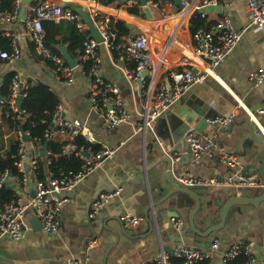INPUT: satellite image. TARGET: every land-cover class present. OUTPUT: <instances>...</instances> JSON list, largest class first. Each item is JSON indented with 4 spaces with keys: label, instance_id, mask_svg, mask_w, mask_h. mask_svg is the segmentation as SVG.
<instances>
[{
    "label": "crops",
    "instance_id": "crops-1",
    "mask_svg": "<svg viewBox=\"0 0 264 264\" xmlns=\"http://www.w3.org/2000/svg\"><path fill=\"white\" fill-rule=\"evenodd\" d=\"M46 1L63 5L64 0ZM71 1L73 2H67L65 7L71 6L76 10L77 7L84 6L81 0ZM214 4L223 5V12L205 14L208 20L220 22L228 18L230 27L235 30L249 23L247 0H217ZM100 6L112 17L134 24V33L150 32L149 39L154 54L160 57L164 53L161 80L167 81L170 72L182 71L186 67L194 66L193 69L198 70L195 68L197 61L190 47L189 22L182 21L178 15L181 5L176 0L166 1L162 10L152 9L153 19H149L134 0H122L115 7ZM138 8L140 13L142 10L143 16L130 12ZM87 11L92 18L91 9L87 8ZM24 26L21 19L10 24L0 23V31L10 40L16 41L21 52L20 59L15 62L0 59V78L13 72L26 79L32 87L39 84L48 86L60 98V120L82 121L93 134L95 144L103 149H114L116 153L114 158L104 160L74 191L64 195L67 202L60 212V231L57 235L45 232L41 222L40 228L35 223L33 212L28 211L21 240L0 237V264H68L70 261L78 264H148L163 252L171 253L165 251L166 248L174 251L179 247L178 237L183 238V245L208 249L212 242L205 241L197 245L195 241H204L203 238L196 235L186 237L180 231L182 225L188 226V217L196 208V202L192 196L183 193L173 194L166 199L174 187L163 177L167 164L162 159L168 156L169 149L175 145L174 161L182 163L175 165L172 181L182 172L198 178H212L226 176L229 170L215 159L200 163L190 160L187 163L185 157L189 144L186 134L183 147L169 141L173 136L169 119L173 114L184 116L188 112L189 101L196 104L202 99L206 102L204 106L212 104L215 107L224 101L228 106L234 107L232 113L236 116L233 123L225 128L210 124L203 134L214 135L226 151L237 155L242 171L251 165L262 164L264 143L252 139L245 121L250 108L264 101V86L254 88L249 81V75L264 65V33L253 29L242 39L233 54L210 72L203 83L193 85L180 103L170 108L154 123V129L142 133L137 131L145 100L141 83L125 73L126 69H135L129 68L134 63L127 62L126 56L114 55L105 43L98 46L96 55L101 60V74L106 81L119 88L130 114L128 123L109 129L102 118L91 109V79L77 69L73 85L61 80L36 48L35 52L31 50L33 44L24 36ZM176 36L179 39L178 44L175 42ZM59 38L62 39L63 36ZM178 45V48L171 47ZM252 120L264 138V111H259L257 119L253 115ZM198 121L199 119H195L189 123L195 125ZM14 136L13 131L0 121V152L8 148ZM65 138L61 136L60 141ZM28 149V153L33 154V149ZM36 151L37 155H41L44 147H38ZM247 173L251 178L261 180L258 174L252 175L256 173L255 169L251 168ZM115 191L119 195L104 201L96 215L90 217L92 207L100 194ZM16 192L23 199L31 197L30 189L18 188ZM198 193L203 194L200 197L202 207L195 222L199 229H207L219 222V208L212 204L213 198L206 195V190ZM238 195L256 196L251 191H243ZM233 209L228 227L215 233L216 239H220L223 246L213 252L212 264H223L227 247L239 239L250 243L258 264H264V202L258 207L236 205ZM125 213L142 216L143 220L137 228L128 229L122 222ZM180 219L182 222L178 226ZM105 225L116 231L117 235L105 229Z\"/></svg>",
    "mask_w": 264,
    "mask_h": 264
},
{
    "label": "built area",
    "instance_id": "built-area-1",
    "mask_svg": "<svg viewBox=\"0 0 264 264\" xmlns=\"http://www.w3.org/2000/svg\"><path fill=\"white\" fill-rule=\"evenodd\" d=\"M81 1L86 9H91L92 18H97L101 13L107 14L96 0ZM67 2L73 1L64 0L63 4L66 5ZM215 2L217 0H180L182 8L178 15L182 21L189 22L191 18L197 16H193L194 11L207 5H215ZM65 5L40 0L37 6H31V3L26 6L25 20H23L25 25L24 36L35 46L38 54L53 65L55 73L68 85L74 84L77 69L91 79L89 93L91 109L102 118L109 129H116L129 122L130 114L127 111L119 88L106 81L101 74V60L96 55L100 44L91 38L86 40L84 43V55L81 59L78 58L79 63L75 67L71 66L60 53L53 51L45 44L46 33L43 28V22L45 21H54L56 23L64 21L74 22L80 32L89 31V26L85 23L80 13L73 7H65ZM162 5V2L153 3L147 1V6L151 9L162 10ZM247 5L250 12V21L241 29L235 30L231 28L229 19L224 18L211 28L199 29L194 35H191L190 47L193 50V57L197 61L195 68L198 69V73H195L194 66H190L182 71L170 72L167 76V81L161 80L164 53L160 57H156L149 39L150 32L132 33L124 37V43L117 48L124 50L127 62L135 64L134 70L126 69V76L141 83L142 93L145 98L141 111L142 120L137 126L138 132L147 133L149 130L154 129V123L163 117L170 108L180 103L193 85L203 83L206 77L210 75V72L232 55L242 39L249 35L253 29L264 33V0H247ZM21 7L22 0H16L12 11H5L1 7L0 0V23L10 24L20 21L19 13ZM163 14L165 15L164 10ZM107 15L106 17L102 16L98 22L94 21V18L92 20L104 37L103 43L111 48L113 47L112 41L116 37V33H109L110 17L112 16ZM113 18L115 21L119 20L118 17ZM128 23L132 24L131 22ZM11 41L12 50L10 52L0 51V59L15 62L20 59L21 52L16 41ZM167 45L169 44L167 43ZM203 57L209 59L211 63H207ZM81 61H90L89 68L86 69L85 64ZM146 70L148 71V76L144 77L143 73ZM249 81L254 88L264 86V65L260 70L249 75ZM24 88L30 89L32 86L20 75H15L11 85L10 105L11 109L18 114V119L25 120L29 115H25V112L17 106L18 96L22 95L24 98L26 95L22 92ZM61 114L62 108L59 105L54 114V120L58 122L57 124L63 130L55 134L66 137L65 140L68 144L64 147L63 154L66 156L75 155L82 159L84 161L83 168L79 172L62 173L58 178L50 174L47 183L36 182L32 171L37 169V161L33 160L32 157L29 158L28 143L25 141V138H29V135L21 130L15 132L16 138L21 142L20 159L17 162L21 175L14 178L8 172L2 174L0 176V187L4 184L14 183L18 188L31 190V181L34 180L36 187L35 196L28 199H23L22 196H19L6 209H0V237L15 241L21 240L24 235V221L28 211L33 212L35 218L41 222L45 232L50 235H57L60 231V212L63 205L67 202V198L64 195L74 191L81 182L99 168L104 160L115 156L116 150L111 148H104L99 153L79 148L75 143L76 138L83 136L86 140L94 142L93 134L87 129L85 123L80 120H60ZM235 116L233 113L228 117L218 116L210 120L209 124L225 128L233 123ZM189 125L185 138L191 149V160L194 163H200L204 160L215 159L228 168L229 174L222 177L198 178L187 172H182L175 177L176 183L185 187H203L205 189L229 188L234 190L237 195L247 189L264 188L261 180L247 177L243 173L239 157L226 151L217 142L214 135L198 133L195 125ZM55 134L54 132H48L46 137L52 138ZM47 155L53 156V153L47 150ZM25 164L30 167L29 173L25 170ZM50 164L51 161L48 160L47 165ZM56 194L60 195V197H57ZM118 195V191L101 193L92 207L90 217L93 218L96 215L104 201L113 199ZM142 220V216L131 213H125L122 217L123 225L128 229L137 228ZM181 222L182 219L178 221L177 225L179 226ZM222 246L223 243L220 239H215L206 250L182 245L171 253L163 252L154 257L150 263L171 264V259L177 258L183 260V264H198L203 260H207L209 264H212L213 252L219 250ZM241 254L247 258L245 264H258L250 243L242 239L236 240L227 247L223 256V264H232ZM68 264L78 263L70 261Z\"/></svg>",
    "mask_w": 264,
    "mask_h": 264
},
{
    "label": "trees",
    "instance_id": "trees-1",
    "mask_svg": "<svg viewBox=\"0 0 264 264\" xmlns=\"http://www.w3.org/2000/svg\"><path fill=\"white\" fill-rule=\"evenodd\" d=\"M100 5L105 7L118 6L122 0H96ZM153 3H161L163 0H147ZM172 2L173 0H165ZM16 0H1V7L5 11H12L15 7ZM40 0H32L31 6H37ZM130 12L140 15V9H132ZM144 14H142L143 16ZM102 18V14L97 17V22ZM109 33H116V37L113 39V47H111L114 55L125 56V52L122 48L117 47L124 43V37L134 33L130 30L128 24L124 20H117L110 17ZM218 22H212L208 20L206 15H197L190 19L189 30L191 35H194L199 29H209L216 25ZM43 28L46 33L45 44L53 51L58 52L56 48L59 45H66L69 53L74 58H79L84 55V43L90 39V31L80 32L77 25L74 22H59L45 21L43 22ZM59 36H63L62 39ZM12 50V41L9 37L0 31V51L10 52ZM31 50L35 52V47L31 45ZM121 54V55H120ZM47 62V61H45ZM83 62V61H81ZM49 66L53 65L47 62ZM85 68L88 69L90 61L83 62ZM130 69L135 68V64L129 66ZM54 69V68H53ZM16 74H6L0 84V121L4 122L12 131L15 132L21 130L25 131L29 135V141L27 148L33 149L32 159L37 161V169L32 171L35 176L36 182L47 183L50 174L55 177H60L62 173L79 172L82 170L84 161L79 157L66 156L63 154L64 147L68 142L60 141L61 136L56 135V132H60L63 128L57 124L54 120V114L60 105L61 101L59 96L52 91L48 86L44 84L36 85L30 89L24 88L23 94L26 95L23 98L22 111L25 115H29L27 119H18V114L11 109V85L13 78ZM54 132L52 138L46 137L47 133ZM75 143L79 148L92 150L94 153H99L103 148L86 140L83 136L76 138ZM48 145V151L53 153V156L37 155L36 149ZM21 142L14 136L13 140L9 143L8 148L3 152H0V176L6 172L17 178L21 175L17 162L20 159L19 150ZM51 161L50 165L47 162ZM29 173V172H28ZM19 198L17 192L10 188L9 184H4L0 187V209H6L13 201ZM247 258L241 254L238 256L232 264H245ZM158 264V263H150ZM171 264H183V260L172 258ZM198 264H209L207 260L200 261Z\"/></svg>",
    "mask_w": 264,
    "mask_h": 264
},
{
    "label": "water",
    "instance_id": "water-1",
    "mask_svg": "<svg viewBox=\"0 0 264 264\" xmlns=\"http://www.w3.org/2000/svg\"><path fill=\"white\" fill-rule=\"evenodd\" d=\"M32 0H22V7L20 9L19 17L21 20H25V13H26V6H28L31 3ZM124 1V0H123ZM142 7L145 14L149 17V19H153V13L152 9L147 6V0H134ZM177 3L180 4V0H176ZM165 3V0L162 1V4ZM65 5V4H63ZM181 5V4H180ZM182 8V6H180ZM76 11L80 13V15L83 17L85 23L89 26L90 31V38L98 42L99 44H102L104 42V37L101 35L99 29L95 25L94 21L90 17L87 9L85 6L77 7ZM212 12H223V5L221 4H215V5H207L200 9H197L194 11L193 16L195 15H204ZM128 27L130 30H134L135 26L128 23ZM60 54L65 58V60L73 67L77 66L79 63L78 58L72 57V55L68 51V47L66 45H59L56 47ZM204 58V57H203ZM207 63H211V61L207 58H204ZM195 73H198V70H194ZM144 77L148 76V71H144L143 73ZM2 78H0V84L2 83ZM206 102L202 99H199V102L194 104L193 101H189L187 103L188 106V112L184 115H176L173 114L170 116L169 123L172 129L173 136L170 138L169 141H172L173 144H178L179 146L183 147L182 145H185V134L187 130L189 129V122L199 119L198 122L195 123L196 131L198 133L203 134L207 128L210 126L209 121L215 119L218 116H224L228 117L233 111L234 107L228 106L224 101L219 103L218 107H215L212 104L204 106ZM23 104V97L22 95H19L17 98V106L19 109H22ZM259 111H264V101L263 103L256 105L255 107L250 108L248 118L246 119L245 123L248 127V130L250 132V136L252 139L256 141H261L264 143V138L261 137L260 132L256 128L255 123L252 120V116L257 119V116L259 115ZM25 141L28 142L29 138H25ZM175 145L171 146V148L168 151V156L163 157L162 162L167 164L166 172L164 173L163 177L166 178V180L174 187V189L167 195L166 199H168L173 194L177 193H183L185 195H190L195 199L196 202V208L194 211L190 214L188 217V226L186 227L185 224L182 225L181 230L184 232V236L190 237L192 235H196L200 238H203L204 241L196 240V244L201 245L205 241L213 242L216 239L215 233L221 232L225 228L228 227V221L232 216L233 208L236 205H253L255 207H258L260 203L264 202V188H257V189H247L245 191H251L252 193L256 194L255 197H249V196H238L234 190H231L229 188H212V189H205L203 187H185L182 186L175 181H172V173L175 165L181 164L182 161L177 162L174 161L175 154H176V148H174ZM48 145H44V151L41 153L42 156H46L47 154ZM187 156L185 157V161L187 163L191 160V149L187 146ZM87 156V155H86ZM32 157V154H29V158ZM255 169L256 173H253L252 175H259L261 177V181L264 184V162L260 164L259 166L251 165L250 168L246 167L243 173L247 177H251L250 174L247 173L249 169ZM25 170L27 172L30 171V167L28 164H25ZM12 177V175H11ZM31 198L35 196V181H31ZM10 188L17 191L18 186L17 185H10ZM206 190V195H210L213 198L212 204L219 208L220 213V220L217 223H214L207 227V229H199L196 225L195 218L197 214L201 211L202 202H201V193H198L200 191ZM57 197H60V195L56 194ZM224 196V197H222ZM161 219V218H160ZM159 219V220H160ZM35 223L41 228L40 221L35 219ZM152 225L154 227V223L152 222ZM105 229L107 228L109 231L116 233V231L108 228L106 225L104 226ZM174 237V236H173ZM178 243L180 246L184 244L183 238L178 237ZM179 246V247H180ZM172 252V248H166L165 251Z\"/></svg>",
    "mask_w": 264,
    "mask_h": 264
},
{
    "label": "rangeland",
    "instance_id": "rangeland-1",
    "mask_svg": "<svg viewBox=\"0 0 264 264\" xmlns=\"http://www.w3.org/2000/svg\"><path fill=\"white\" fill-rule=\"evenodd\" d=\"M180 37H181V36H180ZM180 37H179V38H180ZM178 40H179V39H178V37L176 36L175 42H176L177 44H178V42H179ZM156 42H157V41H156ZM160 44H161V42H160ZM161 45H162V44H161ZM171 47H172V48H178L179 45H178L177 47H173V46H171Z\"/></svg>",
    "mask_w": 264,
    "mask_h": 264
}]
</instances>
